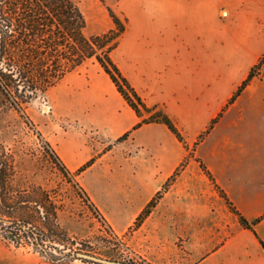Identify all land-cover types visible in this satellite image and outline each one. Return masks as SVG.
I'll return each mask as SVG.
<instances>
[{
	"label": "crops",
	"instance_id": "0c3cea01",
	"mask_svg": "<svg viewBox=\"0 0 264 264\" xmlns=\"http://www.w3.org/2000/svg\"><path fill=\"white\" fill-rule=\"evenodd\" d=\"M79 2L86 35L115 26L108 8L125 21L111 51L113 61L143 101L167 114L185 139V144L179 141L160 121L134 128L147 115H137L98 61L88 59L63 78L77 103L59 108L61 98L51 96L65 127L48 138L88 201L116 233H124L194 145L195 156L187 159L156 207L165 212L170 200L176 198L178 205L179 196L195 189V178L208 179L198 157L244 216L258 220L251 229L231 216L227 231L204 236L198 228L202 218L194 210L188 216L177 211L168 217L176 226L173 237H184V256L176 264H264V82L253 77L237 93L264 58V0ZM91 94L101 99L102 108H94ZM170 146L178 151L172 153ZM91 158L93 163L78 172ZM96 165L109 179L120 178L116 190L101 187L97 192L84 181ZM153 213L134 234L143 225L164 222ZM117 217L126 219L123 226H117ZM186 224L192 228L185 232ZM0 252L17 262L48 264L29 253Z\"/></svg>",
	"mask_w": 264,
	"mask_h": 264
},
{
	"label": "trees",
	"instance_id": "16d2710c",
	"mask_svg": "<svg viewBox=\"0 0 264 264\" xmlns=\"http://www.w3.org/2000/svg\"><path fill=\"white\" fill-rule=\"evenodd\" d=\"M108 9L115 26L101 34L86 35V17L75 0H0V102L29 120L25 108L31 101L94 57L137 115L142 116L144 111L148 113L134 128L144 122L160 121L185 144L174 121L161 110L148 106L113 61L111 51L125 29V21ZM254 68L237 93L252 79ZM127 135L125 132L117 140ZM45 142L50 146L48 141ZM53 153L63 172L72 174L54 150ZM196 160L230 210L237 215L240 224L253 229L258 218L249 221L202 160L198 157ZM93 161L94 158L89 159L77 171H83ZM183 167L182 161L141 210L134 221L135 229L151 213ZM79 187L89 200L85 190ZM61 201L60 194L52 188L19 183L14 154L0 143L1 240L9 238L16 247H32L52 264H64L69 256L77 258L75 254L81 249L73 246L67 229L59 222ZM261 243L264 247V242Z\"/></svg>",
	"mask_w": 264,
	"mask_h": 264
},
{
	"label": "rangeland",
	"instance_id": "374dc122",
	"mask_svg": "<svg viewBox=\"0 0 264 264\" xmlns=\"http://www.w3.org/2000/svg\"><path fill=\"white\" fill-rule=\"evenodd\" d=\"M75 1L80 4V0ZM253 73L255 80L264 82V58L256 65ZM64 82L65 79L60 80L59 83L50 87L44 94L27 105L25 112L30 121L25 115L0 102V143L8 147L14 154L19 183L42 184L60 194L62 207L59 211V222L67 229L71 242H74V247L80 248L81 252L130 264H176L178 256H184L180 250L184 237L182 235L176 239L173 237L172 230L176 226L168 217L175 215L177 211L188 216L194 210L202 218L198 228L204 236H211L216 231H227L231 224V216L238 220L237 215L230 210L209 178L203 177L195 178V189L189 187L188 191L184 192L181 197L179 196L178 205L174 202L177 200L176 198L170 200L168 206L165 207V212L161 206L156 207L160 204L161 198L158 200L152 208L154 212L152 217L163 216L165 220L162 224L143 225L141 230L134 234L133 223L124 233H116L84 196L75 175L63 172L53 153L54 146L51 143L48 146L45 142H50L48 138L53 132L65 127L64 119L57 117V103L51 99V96L59 95L62 101L58 102L59 108L62 106L72 107L78 100H74V95L65 84L62 85ZM89 100L95 109L104 106V103L95 94L89 95ZM143 114L148 115L145 111ZM111 146L112 143H109L106 148ZM194 148L193 145L186 160L183 161L184 167L187 159L195 156ZM170 149L172 153L178 151V148L173 146H170ZM102 168L103 166L96 165L87 171L84 181L97 192H100L101 187L116 190L120 184V178L117 176L109 179ZM182 169L171 184L176 181ZM226 179L228 178L226 177ZM189 183L186 180L185 184ZM230 185L233 188L236 186L234 182H231ZM116 221L117 226L120 227L125 224L126 219L117 217ZM188 228H192V226L186 224L185 232ZM0 249L29 253L31 256L52 264L32 247H16L9 238L0 239ZM75 255L77 256V254ZM0 264L26 263L17 262L12 257H3L0 252ZM64 264L104 263L84 260L78 256L77 258L69 256Z\"/></svg>",
	"mask_w": 264,
	"mask_h": 264
},
{
	"label": "water",
	"instance_id": "95a60500",
	"mask_svg": "<svg viewBox=\"0 0 264 264\" xmlns=\"http://www.w3.org/2000/svg\"><path fill=\"white\" fill-rule=\"evenodd\" d=\"M76 254L80 258H85V259H88V260H92V261H95V262H101V263H104V264H130V263L122 262V261H117V260H111V259L103 258V257L97 256V255H94V254H91V253H88V252L79 251Z\"/></svg>",
	"mask_w": 264,
	"mask_h": 264
}]
</instances>
